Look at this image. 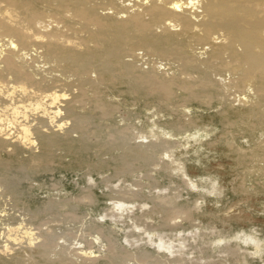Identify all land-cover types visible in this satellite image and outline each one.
Wrapping results in <instances>:
<instances>
[{
	"label": "rangeland",
	"instance_id": "374dc122",
	"mask_svg": "<svg viewBox=\"0 0 264 264\" xmlns=\"http://www.w3.org/2000/svg\"><path fill=\"white\" fill-rule=\"evenodd\" d=\"M120 1L131 12L142 7ZM55 5L58 21L48 30L60 27V36L85 43L89 73L81 82L63 62L35 60L33 49L27 60L35 63L25 60V68L37 72L42 89L60 93V101L43 94L47 110H0V125L14 130V145L0 148V232L21 223L17 235L24 237L7 240L14 246L9 255L22 264H264L258 84L235 67L231 51L217 57L210 43L196 42L178 26L150 31L129 20L112 22L131 39L153 34L162 51L135 46L122 52L124 38L109 35L120 50L112 51L107 37L101 43L106 57L83 31L82 4ZM112 9L102 11L118 10ZM35 99L25 96L24 103ZM11 101L0 97V108ZM23 123L35 139L30 146L14 139ZM30 228L34 244L23 235ZM6 239L0 236V245ZM7 263L17 264L0 262Z\"/></svg>",
	"mask_w": 264,
	"mask_h": 264
},
{
	"label": "bare ground",
	"instance_id": "6f19581e",
	"mask_svg": "<svg viewBox=\"0 0 264 264\" xmlns=\"http://www.w3.org/2000/svg\"><path fill=\"white\" fill-rule=\"evenodd\" d=\"M68 1L82 4L80 13L85 21L83 31L89 33L100 46L102 41L109 35H120L116 33L119 31L117 28L110 27L112 22L124 24L125 20H129V23L133 24L135 28L150 31H154V27L161 24H165L167 29L178 26L180 33L193 34L196 42L210 43L212 45L211 52H214L217 57L226 50L231 51L233 54L232 63L235 67L237 69L244 68L250 84L257 83L261 94H264V0H137L135 4L144 7L143 10L142 7H138L139 10H134L135 12H131L134 8L133 1H131L133 2L131 11L129 10L130 3L128 2L129 7H127L128 3L123 2L124 4H121L120 0ZM52 7H59L55 5V0H0V41L7 38L6 47L0 46V97L12 99L9 104L3 105L2 108L4 109L0 108L4 112L6 110L13 112V114L19 113L20 115V113H23L28 115L27 111L30 106L37 109L39 107L47 108L42 100L43 96L48 97L51 103L56 102L60 97V93L56 90L47 92L42 89L40 87L42 80L37 79V72L34 69L25 68L24 61L30 60L28 56L33 49L38 51L37 54L35 53V60L37 57L63 62L66 70L76 73L78 78L75 77L81 82L88 77L89 72L84 65L83 50L80 48L85 43L81 44L79 40H71L65 36H60L57 34L60 33L58 29L60 27L48 30L51 29L48 26L49 23L58 21L54 18ZM114 8L118 10L116 12L102 11V9L114 10ZM121 11H128L127 14L130 11L131 14L127 16L125 12H122L126 14L123 15L124 17L127 16L124 19V17L121 18L122 15L119 13ZM118 13L121 15L120 17ZM121 30L125 33H121L120 36L126 42L121 49L122 52L130 51L135 46L144 47L149 52L157 54L162 51L154 42L153 34L131 39L130 34H128L130 32L126 31L125 28H121ZM221 37L229 38L230 42L219 43ZM106 43L112 51L120 50L114 37H109ZM239 46L241 49L238 48ZM101 50L106 57H109L102 46ZM32 62L35 63L34 61L29 63L33 64ZM41 78L43 79V77ZM15 93H18L22 99L15 100L13 98ZM34 95L36 96L35 101L29 100L28 104L24 103L25 96L30 98ZM41 95L43 96L40 97ZM62 95L66 94L62 93ZM60 110L61 108L57 106V109H54V115L59 114ZM5 127L0 125V148L13 144L9 134L14 130L8 132ZM20 128L21 134L19 133L20 135L14 139L18 140L17 144H29L30 146V143L35 140L30 137V125L23 123ZM1 184L3 183L0 181V187ZM21 225L20 223L18 226H9L6 231L0 232V236L7 237L5 243L0 245V262H9L12 259L17 264H22L17 261L16 255L13 257L9 255V250L14 246L12 247L7 241L9 239H16L17 241L19 238L20 240L24 238L17 235V230ZM31 228L33 227L31 226ZM31 228L22 231L25 232L23 235L25 234L29 238L28 241L34 244L37 235ZM160 244L164 243L161 242ZM43 252H46L45 249L40 251V253ZM30 257H33V255H30ZM32 264H43V262L42 260L34 261Z\"/></svg>",
	"mask_w": 264,
	"mask_h": 264
}]
</instances>
